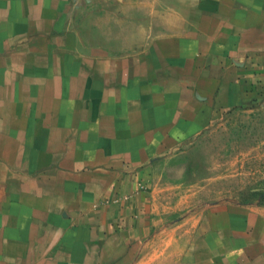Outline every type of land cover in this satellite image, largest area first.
Wrapping results in <instances>:
<instances>
[{
	"label": "crops",
	"instance_id": "crops-1",
	"mask_svg": "<svg viewBox=\"0 0 264 264\" xmlns=\"http://www.w3.org/2000/svg\"><path fill=\"white\" fill-rule=\"evenodd\" d=\"M263 92L264 0H0V264H264L261 219L157 186Z\"/></svg>",
	"mask_w": 264,
	"mask_h": 264
},
{
	"label": "rangeland",
	"instance_id": "rangeland-1",
	"mask_svg": "<svg viewBox=\"0 0 264 264\" xmlns=\"http://www.w3.org/2000/svg\"><path fill=\"white\" fill-rule=\"evenodd\" d=\"M83 6L89 13L81 15L91 22L100 3ZM158 167L157 186L170 219L195 221L209 205L228 203L264 223V92L247 106L217 117Z\"/></svg>",
	"mask_w": 264,
	"mask_h": 264
}]
</instances>
